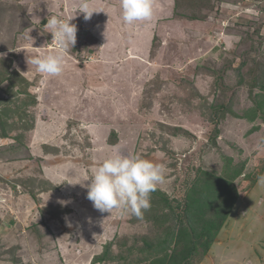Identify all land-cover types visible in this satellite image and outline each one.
<instances>
[{
	"label": "rangeland",
	"instance_id": "374dc122",
	"mask_svg": "<svg viewBox=\"0 0 264 264\" xmlns=\"http://www.w3.org/2000/svg\"><path fill=\"white\" fill-rule=\"evenodd\" d=\"M58 1L0 0V264H264V0H163L157 71L89 33L50 77ZM115 154L164 167L143 218L87 199Z\"/></svg>",
	"mask_w": 264,
	"mask_h": 264
},
{
	"label": "clouds",
	"instance_id": "9594fccd",
	"mask_svg": "<svg viewBox=\"0 0 264 264\" xmlns=\"http://www.w3.org/2000/svg\"><path fill=\"white\" fill-rule=\"evenodd\" d=\"M121 19L125 25L150 24L154 9L152 0H120ZM78 14L88 21L97 11L90 7L88 0H79ZM72 19H60L52 15L47 17L45 29L52 35L55 52L40 54L30 58L36 71L50 77L59 76L65 68L66 54L77 40V26ZM6 53H0L3 58ZM165 180L164 167L161 164L138 156L112 155L103 160L95 169L87 188V199L101 213H111L119 209L137 218H143V212L151 207L150 194ZM258 183L264 184V176L258 177Z\"/></svg>",
	"mask_w": 264,
	"mask_h": 264
},
{
	"label": "crops",
	"instance_id": "0c3cea01",
	"mask_svg": "<svg viewBox=\"0 0 264 264\" xmlns=\"http://www.w3.org/2000/svg\"><path fill=\"white\" fill-rule=\"evenodd\" d=\"M164 1L152 0L154 9L153 20L150 24H144L143 27L141 26L142 24L125 25L122 22L120 0H88L90 7L97 11L88 21L84 20L82 13L78 14L77 12L79 0H59L53 5L57 9V12H54L58 13L60 17H67L68 19H71V17L78 18L76 21L77 34H100V38L103 39L106 45L109 44L107 43V39L112 34V37L116 38V43L121 44L120 48L123 47L122 53H129L130 56H127L124 61L130 69L137 62L138 65H142V69H149L148 71L152 70L155 72L157 70L153 69L155 66L150 64L147 55L151 52V40L154 39L155 34H168V30L165 31V28H163L164 18L169 13H172L173 8L167 9V3ZM172 1H174L173 4L177 2V0H170L168 1V5ZM60 2L64 5V10L58 8V3ZM66 3H68L67 8L69 12L65 16ZM170 7L172 6L170 5ZM107 34H109V37L105 39ZM100 44L103 43L100 42ZM106 64L108 65V63ZM116 211L120 213L121 210L116 209Z\"/></svg>",
	"mask_w": 264,
	"mask_h": 264
},
{
	"label": "trees",
	"instance_id": "16d2710c",
	"mask_svg": "<svg viewBox=\"0 0 264 264\" xmlns=\"http://www.w3.org/2000/svg\"><path fill=\"white\" fill-rule=\"evenodd\" d=\"M198 93V92H197ZM198 94H200V93H198ZM166 201V200H165ZM166 203V205H168V207H169V209H171V211H170V213H173L174 211L175 212H177V211H179L180 210V207H174V206H172L171 204H170V202H169V200L168 201H166L165 202ZM168 203V204H167ZM178 219V218H177ZM172 235H173V233H172ZM208 249V248H207ZM184 259V258H183Z\"/></svg>",
	"mask_w": 264,
	"mask_h": 264
},
{
	"label": "bare ground",
	"instance_id": "6f19581e",
	"mask_svg": "<svg viewBox=\"0 0 264 264\" xmlns=\"http://www.w3.org/2000/svg\"><path fill=\"white\" fill-rule=\"evenodd\" d=\"M251 72V71H250Z\"/></svg>",
	"mask_w": 264,
	"mask_h": 264
}]
</instances>
